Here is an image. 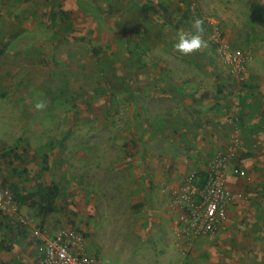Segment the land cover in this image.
<instances>
[{
	"label": "crops",
	"instance_id": "1",
	"mask_svg": "<svg viewBox=\"0 0 264 264\" xmlns=\"http://www.w3.org/2000/svg\"><path fill=\"white\" fill-rule=\"evenodd\" d=\"M125 1H128L127 6L124 7L127 14L134 15V7H131L130 0ZM260 1L262 5H259ZM132 6H134L133 3ZM75 7V3L73 5L69 3L68 7L65 6L60 11V14L64 15V18L66 17V19L56 20L61 23V29L66 31L78 22L76 19L73 23L71 19V12L75 16L78 14ZM187 8V14L190 15L189 26L181 27L177 23L172 26L164 25L163 29H158L153 33L156 43V46L151 49L153 54H156L153 56L159 64L168 63L169 67L167 65L165 70L160 68L157 71L140 73L139 77L143 81V88L139 89L136 95L131 93V100L122 99L123 102L126 100L130 103L136 100L138 103L135 115L132 110L133 115L131 116V121L134 123L136 120V124L124 126L123 132L120 131L119 134L116 132L118 128L113 124L110 129L113 130V132L111 131L112 135L108 134L104 138L96 136V132L100 128L98 125H101L96 122L98 120L96 113L98 111L103 113L102 108H104V112L109 115L105 122H109L111 115H114V109H112L115 106L112 105L115 103L114 96L117 93H126L123 88L126 85L125 81L129 79L128 73L122 71L120 67H115L116 72L108 77L107 84L111 86H107L104 90L106 93L100 96V104L104 101L107 104L104 102L106 106H102L100 109L97 107V97L99 92L101 93V89H98L95 73H91L90 70L81 73L78 79L84 80L86 83L84 87L75 86L73 99L78 105L74 106L76 112V110H82L81 103L84 97L91 98L89 99L90 124L87 126V132H83L86 137H80L81 128L76 131L79 133L78 135L73 131L75 133L73 136H60L59 126L61 123L54 118L56 114H62L64 111L58 105L60 101L70 95L65 89L64 82L58 81V78H66V66L73 59L70 58L67 61L64 57H60L55 60L59 72H51L45 63H48L47 59L50 55L53 57L63 56V53H58L57 47L65 44L66 41L58 44L50 52L49 46H43V42L46 41L36 40L34 42L30 38L21 44L20 37L10 41L1 38L0 142L15 145V149L10 153L12 159L41 161L38 170L44 175L38 173L43 177L56 176L60 182L67 174L65 167L61 165L62 160L71 159L73 162L87 160L89 163L103 161L99 164L101 168L103 167L100 170H103L106 176L110 173L114 179H119L120 184H125L127 181L129 176L127 165L128 161L132 159L136 161V172L134 170L132 174L136 178L139 177L137 183L139 182L140 188L143 191L152 190L153 192L167 190L169 199L166 202H169L172 200V191L177 189L186 175L194 173L202 179L206 162L216 150L224 148L231 135L232 128L227 121L232 116L237 120L234 132L239 138L240 150L237 160L242 167L246 154H252L255 148H258L259 140L257 138L264 135V73H259L257 70L248 72L243 84L244 88L239 92L233 87L234 85L232 86L233 77L216 69L217 62L211 52L212 46L205 45L206 49L182 55L176 51L175 44L178 33L181 31H184L188 36L195 33L194 25L197 20L194 21V16L198 11L202 12L203 16L210 17V20L216 21L225 40L232 47L236 46L238 40H235V33L251 30H254L255 33L264 31V0H190V5ZM140 12L142 9L139 6L135 13ZM29 16H31L30 19H24V24L28 26L26 29H32V13ZM14 20L17 21L15 18ZM121 22L124 21L121 20ZM253 24H258V27H251ZM106 26L108 25L106 24ZM37 27L40 25L38 24ZM200 27L202 31L199 35L202 40L211 27L207 24L204 25L203 21ZM90 30H93V27ZM165 32H168V37ZM249 38L252 40L255 36L249 34L245 39ZM56 40L53 41V44L57 43ZM30 43L36 50L29 48ZM5 44L7 46L4 47ZM141 51L147 52L144 48H141ZM72 52L71 57L75 55L76 51ZM115 52L113 55H109L106 61L111 65L118 59L117 51L115 50ZM20 60L24 62L15 64ZM93 60L96 62L95 58ZM186 63L205 64L207 68L197 66V68L195 67L196 72L189 70L178 75L174 67L170 66ZM20 64L23 66L21 70H18ZM203 75L206 76L205 80L209 81L208 84L203 82L205 81ZM49 82L54 84L53 87L49 86ZM107 93L113 94L108 96ZM123 104L127 105L126 102L121 105ZM38 105L40 106L38 107ZM50 116H52L51 119ZM91 120L95 121V124ZM74 123L72 122V128L80 126H75ZM76 123L80 124V120H77ZM20 130V136L14 139L16 141H12L13 136H16ZM241 143L246 147L243 148L245 151L243 153H241ZM70 144L71 147H66V150L65 146ZM130 144H136L137 148H131ZM25 166L22 167L24 171H26ZM35 173H28V175L34 177ZM6 180L5 177H2L0 182L4 183ZM13 180L14 177L11 178L9 175V183ZM124 180L125 182H123ZM13 182H18V180L15 179ZM54 191H56V187H54ZM262 191L264 192V187ZM25 204L27 203H24L26 208L31 205L30 203L28 206ZM251 204L253 203L251 202ZM49 208V210H42L40 224L48 232L54 233L53 228L57 223V219L54 218L58 213L55 207ZM234 212L237 214L236 211ZM236 214L231 219L229 216L227 217L217 235L202 236L191 240L193 243L199 239H217L221 245L214 256L211 247L194 250L193 256L200 255L205 257V260L197 262L193 260L189 264H264V213L247 217L239 215L240 213ZM24 216L22 208H19L18 214L12 217L0 216L2 226L0 229L3 239L5 238L3 244L5 249L8 248V251L11 252L13 258L18 256L31 258L33 255L37 258V242L32 235L35 230L25 226L28 228L23 231V228L19 226L18 218ZM174 224L173 221L172 229ZM210 253L212 255L209 257V263L206 255L209 256Z\"/></svg>",
	"mask_w": 264,
	"mask_h": 264
},
{
	"label": "rangeland",
	"instance_id": "2",
	"mask_svg": "<svg viewBox=\"0 0 264 264\" xmlns=\"http://www.w3.org/2000/svg\"><path fill=\"white\" fill-rule=\"evenodd\" d=\"M127 2L125 0H0V41L1 38L10 41L18 37L22 41L21 44L30 38L34 42L42 40V42L46 41L43 42V46H49L50 52L58 44L66 41L65 44L57 47L58 53H63V56L53 57L50 55L47 59L48 63H45L51 72H59L55 60L60 57H64L67 61L70 58L73 59L66 66V78H58V81L64 82L65 89L70 95L64 97L58 104L60 108L62 107L61 110L64 109L62 114L54 112L56 114L54 120H59L61 123L59 126L60 136H73L81 128L80 137H86L83 132H87V126L90 124L89 99L91 98L84 97L81 103L82 110L75 112L74 106L78 105L73 99V90L75 86H85L86 81H81L78 77L81 73L89 72V70L91 73H95L98 89H101V93L99 92L97 97L98 109L107 104L105 101L106 104L104 102L100 104V96L106 93L104 90L107 86H111L107 84L108 77L116 72L115 67H120L129 75L123 88L126 93H117L114 96L115 103L112 104L115 105V108H112L114 115L110 117V120H114H109L111 123L105 122L109 115L104 112V108H102L103 113L99 111L96 113L98 117L96 122L101 124L98 125L100 128H98L96 136L104 138L108 134L112 135L113 130L110 129L113 124L118 128L116 130L118 134L124 126L131 125L133 123L131 116L135 115L138 103L136 100L130 103L126 100H131V93L136 95L138 90L143 88L144 84L139 77L140 73L157 71L160 68L165 70L168 65V63L159 64L153 56H156L151 50L156 46L153 33L158 29H163L164 25L172 26L176 23L181 27L190 25V15L187 14L190 0H131L129 3L131 7H134V15L127 14L124 8L127 6ZM69 3L76 5L77 16L70 12L73 23L76 19L78 22L65 31L60 28L62 27L61 23L56 20L64 18L60 11L63 10V7H68ZM132 3L137 4L138 7L132 6ZM141 5H146L149 8L153 6L154 9L148 8L147 11L142 10L136 14V8ZM259 5H262L261 1ZM30 13L33 16L32 29H26L28 26L24 24V19H30ZM195 15L194 21H203L204 25L207 24L211 27L202 39L204 40L203 46L198 50L206 49L205 45L212 46L211 52L217 62L216 69L233 77L232 86L234 85L233 87L237 91L243 90L248 72L257 70L259 73H264V31L255 33L254 30H251L235 33V40H238V44L232 47L225 40L216 21L203 16L202 12L197 11ZM214 19L216 20V18ZM38 24L40 27H37ZM91 27L93 30H90ZM251 27L256 28L258 24H253ZM165 33L168 37V32ZM179 34L185 33L181 31ZM249 34L255 38L245 39ZM55 40L57 43L53 44ZM223 45L229 50L239 51L248 56L249 60L243 73L236 75L230 72L231 67L224 62L223 58L217 56L218 47ZM5 46L7 45L5 44ZM29 48L36 50L32 43L29 44ZM141 48L147 52H142ZM115 50L118 59L111 65L106 61L109 55L116 53ZM72 51H76V53L71 57ZM93 58L96 62H93ZM23 62L20 60L15 64ZM22 66L23 64H20L18 70H21ZM170 66L174 67L178 75L189 70L196 72L197 66L207 68L205 64L192 65L190 63ZM203 77L205 80L206 76L203 75ZM203 82L209 83L208 80ZM53 85L52 82H49L50 87ZM111 94L113 93H107L108 96H112ZM138 98L140 99V96ZM122 99H126L127 105H121L125 103ZM77 120H80V124L76 123ZM72 122H75V126H80L72 128ZM91 122L95 124V121L91 120ZM135 124L136 120L133 125ZM17 133L16 136H13L12 141H16L14 139L20 136L21 130ZM257 139L259 140L258 148H255L252 154H246L242 162L245 176L238 178L228 174V188L232 191L242 190L246 195L243 205L234 204L229 208L227 217L229 216L230 219L236 214L234 211L237 212L236 215L240 213L239 215L244 217L258 216L264 213V192L262 191L264 187V135ZM241 145V153H243L245 152L243 148L246 147L243 143ZM66 147H71V144ZM130 147L137 148V145L130 144ZM14 149L13 143L0 142V179L2 177L7 179L4 183L0 182V186L6 188L13 198L15 195H23L24 203H27L25 205L31 204L28 208L24 204L19 205L24 217L31 222V225L27 226L31 230L42 227L40 221L43 208L55 207L58 214L54 218L57 219V223L53 232L57 233L69 227L83 233L89 251L96 255L103 264H189L193 260L196 262L205 260V257L200 255L193 256L194 250L211 247L214 256L221 245L217 239H199L192 243L191 240L176 235L171 226L175 213L167 210L165 206L168 203L166 200L169 199V192L167 190L164 192L143 191L139 182L137 183L139 177L136 178L132 174L134 170L136 172V161L132 159L128 161L129 176L125 184H120L119 179H114L110 173L106 176L104 171L100 170L103 167L101 168L99 164L103 161L89 163L87 160L73 162L71 159L62 160L61 165L65 167L67 174L60 182L56 176L43 177L39 174L41 171L38 170V167L41 161L12 159L10 153ZM18 166L21 168L19 169ZM23 166L26 167V171L23 170ZM35 170L36 173H39L36 174ZM32 172L35 173L34 177H29L28 173ZM41 174L44 175V173ZM9 175L11 178L14 177L13 181L16 179L18 182L9 183ZM54 187H56V191H54ZM0 227H2L1 224ZM26 228L23 227V231ZM32 235L34 234L32 233ZM3 240L5 238L3 239L0 229V264L4 262H7L6 264H38L34 255L31 258L11 257V252L8 251V248L5 249ZM17 253L19 254V252ZM211 253L209 256L206 255L208 262ZM23 258L24 260H22Z\"/></svg>",
	"mask_w": 264,
	"mask_h": 264
},
{
	"label": "built area",
	"instance_id": "3",
	"mask_svg": "<svg viewBox=\"0 0 264 264\" xmlns=\"http://www.w3.org/2000/svg\"><path fill=\"white\" fill-rule=\"evenodd\" d=\"M218 47L217 56L231 67L232 73H243L248 56L239 51ZM232 128L229 140L223 149L216 150L206 162L204 176L200 180L189 173L181 184L172 191V200L166 209L175 213L173 231L176 235L193 240L197 237L217 235L225 221L229 207L243 205L246 195L242 190L228 188V174L244 177V170L237 157L240 150L239 138L235 134L236 117L228 118ZM18 204L11 193L0 186V216L12 217L18 214ZM21 228L31 225L25 217L18 218ZM38 264H103L89 251L83 233L65 228L50 233L43 227L34 232Z\"/></svg>",
	"mask_w": 264,
	"mask_h": 264
},
{
	"label": "clouds",
	"instance_id": "4",
	"mask_svg": "<svg viewBox=\"0 0 264 264\" xmlns=\"http://www.w3.org/2000/svg\"><path fill=\"white\" fill-rule=\"evenodd\" d=\"M200 25L201 21L197 20L194 25L196 31L190 36L185 34L178 35L177 43L175 44L176 51H178L182 55H187L203 46V41L201 40V37L199 35V33L202 31ZM39 106L40 105H38V107Z\"/></svg>",
	"mask_w": 264,
	"mask_h": 264
},
{
	"label": "trees",
	"instance_id": "5",
	"mask_svg": "<svg viewBox=\"0 0 264 264\" xmlns=\"http://www.w3.org/2000/svg\"><path fill=\"white\" fill-rule=\"evenodd\" d=\"M131 1V0H130ZM134 6H138L137 4H135ZM140 8L145 12V11H147L146 9H148L149 7H147L146 5H141L140 6ZM149 9H154V7L152 6V7H150ZM65 28H68V27H65ZM204 176V175H203ZM203 178V177H202ZM200 180H201V178H200ZM15 199V201H16V203L18 204V205H22V204H24V201H25V197H23V195H15V197H14ZM50 208L49 207H46V208H43V210H49Z\"/></svg>",
	"mask_w": 264,
	"mask_h": 264
}]
</instances>
